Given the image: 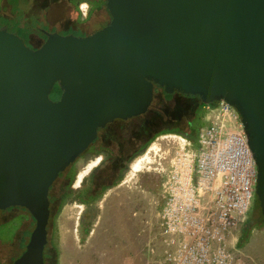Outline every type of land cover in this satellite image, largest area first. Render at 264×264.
<instances>
[{
  "label": "water",
  "instance_id": "water-1",
  "mask_svg": "<svg viewBox=\"0 0 264 264\" xmlns=\"http://www.w3.org/2000/svg\"><path fill=\"white\" fill-rule=\"evenodd\" d=\"M106 6L104 27L84 36L46 32L37 48L0 27V210L24 207L36 222L13 264H45L51 187L100 129L147 113L157 86L237 108L264 214V0Z\"/></svg>",
  "mask_w": 264,
  "mask_h": 264
},
{
  "label": "rangeland",
  "instance_id": "rangeland-1",
  "mask_svg": "<svg viewBox=\"0 0 264 264\" xmlns=\"http://www.w3.org/2000/svg\"><path fill=\"white\" fill-rule=\"evenodd\" d=\"M176 103L182 106L187 103L201 106L198 99H187L176 95L170 100L161 99L159 109L166 112L164 107L169 108V105L173 107ZM204 120H206L205 113ZM101 137L103 146L116 143L126 148L131 144L132 147L146 142L148 144L130 160L122 180L107 190L104 198L92 204L83 205L74 196V192H78L81 188L78 185L84 176L87 177L81 185L88 184V176L99 166L95 164L102 156L97 152L100 145L91 147L76 160L72 177L76 188L61 206L60 201L57 200L49 223L50 241L45 247V251L47 249L49 253L47 264H82V258L88 256L84 251V245L88 243L97 244L101 249V256L99 251H96L92 257L94 264H127L126 261H130V264L131 261L147 264L145 260L156 257L158 254L164 255L165 244L160 234V212L164 203L163 182L177 144L182 137H187L175 132L158 131L152 126L150 119L143 117L134 118L124 124L116 120L102 131ZM188 147L194 153L199 152L200 130L194 132ZM133 167L138 169L135 170ZM67 180L66 175L60 177L55 187L66 183ZM259 208L258 197L254 193L247 219L254 216ZM22 213L27 217L22 228L28 226L29 231H32L36 222L30 213L22 208L0 211V220ZM129 214L131 219L128 218ZM128 221L134 224V232L131 236L129 235L130 237L126 234ZM244 224L230 238L231 264H264V225L252 228L248 240L241 243ZM92 229H95V232L90 238ZM21 234L20 231L18 236ZM28 240L29 237L27 242ZM10 247V245L0 244V257L6 256ZM18 250L21 254L23 249L19 246ZM103 250L106 251L105 255Z\"/></svg>",
  "mask_w": 264,
  "mask_h": 264
},
{
  "label": "built area",
  "instance_id": "built-area-1",
  "mask_svg": "<svg viewBox=\"0 0 264 264\" xmlns=\"http://www.w3.org/2000/svg\"><path fill=\"white\" fill-rule=\"evenodd\" d=\"M200 149L179 142L163 182L167 264H231L230 238L251 209L258 175L242 116L225 100L202 105Z\"/></svg>",
  "mask_w": 264,
  "mask_h": 264
},
{
  "label": "flooded vegetation",
  "instance_id": "flooded-vegetation-1",
  "mask_svg": "<svg viewBox=\"0 0 264 264\" xmlns=\"http://www.w3.org/2000/svg\"><path fill=\"white\" fill-rule=\"evenodd\" d=\"M106 3L107 0H0V27H7L9 30L21 36L22 34L20 33H24L22 37L26 43L32 48H37L47 38L46 32H58L61 34L72 33L78 36H84L104 27L112 18ZM13 10L15 12H12ZM184 124L185 122L178 124L176 121H170L165 128L170 130L167 132H173L176 128L182 127L185 129L186 127H183ZM104 129L99 130L97 139L89 147L90 149L93 146L100 145L97 151L99 154H102L99 166L97 164V168L91 173L89 172L88 184L85 186L81 185L83 180L86 179L84 176V179L78 185L81 188H79L78 192H74L76 198L87 204L96 203L101 198H104L107 190L122 180V176L130 160L147 143L137 147H132L131 144L126 148L116 143V145L113 143L111 146H103L101 130ZM74 165L75 163L68 167L65 172L66 179H68L66 183H62L56 188L55 184L58 178L51 187L50 194L52 193L56 197L55 203L59 200L61 204L64 192L67 190L74 191L76 188L72 182ZM15 208H22L28 211L24 207H11L0 211L13 210ZM51 218L52 214L50 221ZM26 219V215L22 213L6 220H0V244L11 246L8 248L7 255L0 257V264H13L21 255L18 250L19 246L23 250L25 249L28 243L27 238H30L32 232L30 231V234H27L29 232L28 226L22 228L25 224L23 222ZM32 219L34 220L33 217ZM20 231L22 234L18 236ZM46 254H49L47 253V249L45 251V264L48 262Z\"/></svg>",
  "mask_w": 264,
  "mask_h": 264
},
{
  "label": "trees",
  "instance_id": "trees-1",
  "mask_svg": "<svg viewBox=\"0 0 264 264\" xmlns=\"http://www.w3.org/2000/svg\"><path fill=\"white\" fill-rule=\"evenodd\" d=\"M20 34L24 36V33H20ZM60 93L61 91L59 87L56 86L55 90L52 93V97L54 99H58L60 96ZM176 95H180L183 98H187V99H198L197 96L185 95L182 93L179 94L178 92L170 94V93L165 92L163 88L157 87L155 90L154 102L152 106L150 107V109L148 110V112L136 118H142V117L145 119L148 118L150 119L151 124L154 128L158 129V131H164V132L170 131L167 128H165L167 123L170 121H176L178 124L185 122L183 126L184 128L186 127L185 129H183L182 127L176 128L173 130V132L184 135L188 139L192 140L194 132L197 130H200L205 125L203 108L201 109V106H198L197 104L194 105V103H189V104L187 103L185 106H182L180 103H176L175 106L173 107L170 105H169V108L164 107L166 112L162 110L161 108L159 109V106H160L159 103L161 102V99L170 100V99H173ZM168 109H171V110H168ZM190 113H192L191 114L192 116L190 115ZM120 121L122 122V124H124L128 122L129 120L127 121L120 120ZM102 131L103 130H101V132ZM148 131H149V128H148ZM147 144L148 142L139 151L143 150L147 146ZM65 172L66 171L62 172L59 178L64 176L66 174ZM71 192L72 190H67L66 192H64L63 200L60 206L65 202L67 197L71 195ZM50 199H51V214L53 215L56 197L53 196L51 193ZM262 225H264V214L261 211V208H259L258 212L254 214V216H250L246 220V223L243 226V231H242L240 242L244 243L245 241L248 240L252 228L258 227V226L260 227ZM27 234H30V231L27 232ZM48 256L49 254H46V257Z\"/></svg>",
  "mask_w": 264,
  "mask_h": 264
},
{
  "label": "crops",
  "instance_id": "crops-1",
  "mask_svg": "<svg viewBox=\"0 0 264 264\" xmlns=\"http://www.w3.org/2000/svg\"><path fill=\"white\" fill-rule=\"evenodd\" d=\"M200 104H201V109H202V105H203V102H200ZM204 112V111H203ZM203 115H204V113H203ZM204 122H205V125L207 124V120H204ZM101 160V159H100ZM100 160L98 159L97 160V162H96V164H95V166L97 165V164H99L100 163ZM94 166V167H95ZM87 176H85V178H86ZM81 201V200H80ZM82 202V204L84 205H86L87 203L86 202H83V201H81ZM131 214H129L128 215V218L129 219H131V216H130ZM133 216V215H132ZM109 217V216H108ZM112 220H114V219H112ZM127 228H126V234L129 236H131L132 235V233L134 232V224L133 223H131L130 221H128L127 223ZM121 225V224H120ZM94 232H95V229H92V231H90V238H92V235L94 234ZM160 234H161V232H160ZM125 235V234H124ZM129 236V237H130ZM131 240V239H130ZM133 249H134V247H133ZM84 251H86V254H88V256H85V258H82V264H94V262H93V260H92V257L95 255V252L97 251H99V256H101V253H100V251H101V249H100V247L99 246H97V244H89L88 243V245H84ZM104 252V253H103ZM103 255H105V253H106V251L105 250H103ZM112 256H116V254H112ZM145 262L147 263V264H152V263H154V264H165V258H164V255L162 256V255H160V254H158L156 257H153V258H151V259H148V260H145ZM126 263L127 264H130V261H126ZM131 264H137V262H133V261H131Z\"/></svg>",
  "mask_w": 264,
  "mask_h": 264
},
{
  "label": "bare ground",
  "instance_id": "bare-ground-1",
  "mask_svg": "<svg viewBox=\"0 0 264 264\" xmlns=\"http://www.w3.org/2000/svg\"><path fill=\"white\" fill-rule=\"evenodd\" d=\"M185 139L182 138V140L180 141L182 144L184 143ZM135 170H137V167H133ZM132 169V168H131Z\"/></svg>",
  "mask_w": 264,
  "mask_h": 264
}]
</instances>
